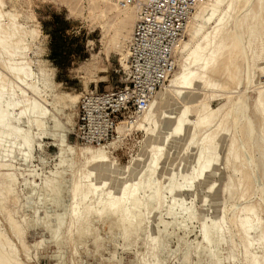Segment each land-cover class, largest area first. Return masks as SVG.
<instances>
[{
  "label": "rangeland",
  "instance_id": "1",
  "mask_svg": "<svg viewBox=\"0 0 264 264\" xmlns=\"http://www.w3.org/2000/svg\"><path fill=\"white\" fill-rule=\"evenodd\" d=\"M236 1L239 2L206 0L213 14L208 13L203 21L197 20L199 25L182 39L184 43L189 41L190 50L177 56V68L169 80L180 72L181 64L190 56L202 57L203 61L196 85L186 91L189 93L186 104L171 101L163 105L162 119L153 123L150 114L147 118L150 121L146 120L143 129H127L126 122L120 123L117 137L103 146L113 166L108 179L130 188L148 165L152 168L150 157L156 156L154 145L148 139L153 131H159L165 145L180 142L178 133H172V125L177 117L182 118L188 128L185 140L173 154L165 149L162 158L171 157L176 164L173 169L158 173L161 181L155 185L163 196L157 209L148 215L150 220L144 222V227L150 223L157 225L158 232H163V226L168 225L166 237L161 241L147 229L140 237L126 238L121 230L112 228L109 220L92 216L91 223L88 221L87 225L90 224L85 225L86 235L80 239L84 235L86 238L76 244L78 235L70 214L79 203L78 194H71L65 200L69 210L61 212L56 208L47 212L40 206L34 217L37 200L32 188L39 180L32 175L47 176L66 170L73 185H79L81 174L87 168L80 153L85 146L73 135L79 98L85 91L103 92L125 84L134 13L104 0L103 3L100 0H0L3 29L0 31V78L4 84L1 98L4 101L10 98L26 107L32 96L25 84L35 83L41 96L38 102L54 112L62 129L67 131V143L75 150L74 154L65 155V162L60 164L58 137L53 136L50 127H42L38 122L29 129L26 117L18 120L17 111L13 114L12 128L21 130V135L29 130L31 134L26 135H29L31 150L24 152L21 135L15 130H0V166L6 167L0 170V190L4 170L15 178L14 194L8 196L1 191L0 198L6 213L22 225L29 256L20 246L19 237L10 232L1 211L0 230L13 241L22 264H217L213 253L219 249L222 264H264V0H253L252 8L238 20L247 58L236 46L233 52L230 50L229 16L241 6ZM5 29H11L16 35L8 38ZM3 40L11 46L19 41L25 43L22 58L3 52ZM245 63L251 66L247 85L241 84ZM2 64L27 66L29 77L21 84ZM245 90L250 109L246 115L254 123V139L247 137L243 129L232 128L231 105L239 103L238 94ZM237 149L241 151L240 157L236 156ZM246 156L252 163H248ZM134 164L138 165L134 168ZM170 177L172 183L170 180L166 183ZM170 189H174L173 197L169 195ZM99 191L94 202L99 200ZM61 213L66 215V222L51 239L49 228L53 231L59 227L56 217ZM204 224L213 233L216 232L214 225L222 232L214 239L211 251L202 242ZM183 225L185 229L180 231ZM40 243L42 246L36 247Z\"/></svg>",
  "mask_w": 264,
  "mask_h": 264
},
{
  "label": "bare ground",
  "instance_id": "2",
  "mask_svg": "<svg viewBox=\"0 0 264 264\" xmlns=\"http://www.w3.org/2000/svg\"><path fill=\"white\" fill-rule=\"evenodd\" d=\"M100 2L103 3V0L102 1L100 0ZM104 2H105V0H104ZM106 3H108V2H106ZM238 3H240V5H241L240 8H238V9L236 8L233 12H231V14L229 16V24H230L229 28H230V31L232 33L231 41L229 39L230 50L233 52L235 50V48L238 47L239 52L242 54V56L247 58V56H246L247 51L245 48V43H244V39H243L241 27H240L241 23L239 24L238 20H239L240 16H242L244 13H247L252 8L253 0H239V2H237V4ZM124 9H128V10L133 11L134 23H135L136 9L134 7H128V8H124ZM208 13L213 14V9L209 8L208 3H206V0H204L201 4H199L197 6L195 13L190 18L188 25H187V28H186V33L189 32L190 30H192L194 26L199 25L198 21H203V19L206 18L205 16H207ZM243 21H244V19H243ZM134 23H133V25H134ZM242 23H244V22H242ZM6 27L8 28L7 25H6ZM132 28H133V26H132ZM1 30L3 31V29L0 25V31ZM10 30H8V29L4 30V32H6L5 35H7L8 38H11V37L16 35L14 31H10ZM131 32H132V30H131ZM226 32H228V31H226ZM130 36H131V34H130ZM191 39H193V36H191ZM15 40H17V39H15ZM188 42L184 43V41H182L180 43V45L175 49L176 68H177V56L181 57L182 53L187 52V51L189 52V50H190V45L188 44ZM252 42H254V41H252ZM198 43H199V41H198ZM2 44H3V47H2L3 52L10 54L12 57L13 56L18 57L19 59L22 58L23 51L25 49L23 44H25V43L22 44L19 41L16 44L13 43L14 45L11 46L8 44V42L3 40ZM223 44H224V42H223ZM248 46H251V45H248ZM252 56H254V54ZM256 57H257V55H256ZM257 58H259V57H257ZM263 60H264V58H263ZM244 61H245V59H244ZM202 62H203L202 57L190 56L186 63L181 64L180 72L177 75H175V77L173 79L169 80V83L167 86H165L163 88L161 87L162 89L160 88L155 93V95H154L152 101H150L147 109L140 116H138L137 119H134L131 123H127L126 128L127 129H131V128L143 129L144 124H145V122H146V120L150 114H151V119H152L153 123L156 122V120H161L162 119L161 107L163 105L171 102V101H176L177 103H179L181 105H185L186 104V98L189 97V93H187L186 91H191L192 88L196 85V82L198 80V77H197L198 71L202 65ZM245 62H247V59ZM249 62H251V61H249ZM245 65L246 66H245L244 71H243V79L241 82V84H243V85L249 84L248 82H249V79L251 78V77H249L251 66H249L246 63H245ZM0 66H1V64H0ZM2 66L4 67V69H6L11 74V76L15 80H17L21 84L25 83V81L29 77V71L27 69V66L13 65V66L8 67L5 64L4 65L2 64ZM211 68H212V66H211ZM258 70H259V68H258ZM175 71H176V69H175ZM6 81H7V79H6ZM34 84L35 83H33V82H31L29 84H27V83L25 84L26 90L32 96V99L30 102H28L29 104L26 107H22V106H19L20 104L18 101H10V98L8 101L7 100L4 101L5 99L3 100L1 98L3 96L2 92L4 90V84H3L2 79L0 78V130L1 131H10L12 129V130H15L16 133L21 135V133H20V132H22L21 130L12 128V125L14 123L13 122L14 111L18 112V114L16 116L18 118V120L23 118V117H26V122H27V125L29 126V129L32 128V125L34 123H38V122L42 127L43 126H49L50 131L52 132L53 136L56 135V137H58V140H56V143H57V146L59 147V151H60L58 159L60 160V164H61V163L65 162V159H66L65 155L74 154V152H75L74 147L70 146L67 143V141H66L67 131L65 129H62L61 125L58 122L59 120H57L56 115L53 114L54 112L53 111L50 112L49 110H47L45 107H43L38 102V100L41 96L38 94L37 89L35 88ZM246 90H248V89H246ZM246 90L244 93L238 94V98L240 100V101L238 100L239 103L236 101L235 106L233 104L231 105V116L230 117L232 118V128L234 129V131H238L239 129H243L246 136L251 138L255 134V130H254L255 127L253 128L254 123L252 124L251 120L247 116L248 114L246 115V112L249 109L248 96H247V94H245ZM257 93L259 94V92H257ZM262 98H264V97H262ZM25 101H27V100H25ZM260 102H262V101H260ZM24 106H25V104H24ZM253 114H255V113H253ZM262 114H264V113H262ZM253 117H254V115H253ZM260 118H261V116H260ZM147 121L149 122L150 120H147ZM23 122H22V124H23ZM23 128H24V126H23ZM262 129H264V128H262ZM262 129H261V131H262ZM187 130H188V128L186 125H184L182 118L177 117V119H175V121L173 122V125H172V133H174V134L178 133L180 142H178V141L169 142L170 145H169V143L168 144L166 143L167 145L164 144V142L161 140L162 137L160 138V133L158 130L153 131L152 136L150 137V139H148V141L149 142L151 141V143L154 145V155L156 156L155 158L150 157V163L149 164L152 165V168H150L148 165V167H146V171H144L142 173V175L136 176V178L134 179V183L131 184L130 188H125L120 181H117V180L116 181H110L108 179V178H110V175L112 173L113 166L109 162L108 157H107V153H106V149L103 146H100V147L85 146L82 149H80L81 156H82L84 163L86 164L87 168L83 170V173L81 174V179L78 183L79 184L78 186L73 185L71 176L68 174V171H66V170H63L60 172L54 171V172H51L47 176H43V175H39V174L38 175L33 174L32 177H34V178L36 177L37 180H39V183H36V184L34 183V186H33L34 188H32L33 189L32 191L35 194L34 196L36 197V200H37V203H35V206L33 208V213H32L33 216L35 217L37 215V212H39L40 206L42 208L46 209L47 212H48V209H56V208H59L58 210H60V211L61 210L65 211L66 209L69 210L70 206H67L65 204L66 203L65 200L68 197L70 198L71 194L74 195L76 193V194H78V197H79V203L76 205L75 209L71 211V214H70L72 216V218L74 219V222H75L74 227L76 230V234L78 235L77 236L78 239L76 240L78 242H76V244L77 243L79 244V242H81L80 240H83L86 238L85 237L86 233L84 232V231H86L85 225H87L88 221L90 222V220H91L90 217L93 218L92 216H96L98 218L100 217L102 219L104 218L105 220L106 219L109 220V222L112 224V228L113 227L116 228L115 230L119 229L118 231L121 230L123 233L122 235L126 238H128V237L131 238V236H133L135 238H137L136 236L140 237L143 235V230L150 229L152 235H155V234L158 235L159 239L161 241H163L162 239L164 237H166V235H167L168 225L165 224L163 226V232H158V226L157 225H155V224L152 225L150 223L148 225V227L147 226L144 227V225H145L144 222H145V219H147V221L150 220V219H148V215L150 213H152L153 210L157 209V206L161 202V199L163 196V194L160 193V191L157 189L158 186L155 185L156 183L159 184V182L161 181V178L159 176L160 174H158V173L160 171H164L166 169H170V168L173 169L175 167V164H176V161L174 159L170 160L171 157L165 156L166 158H162V155H163L164 151H166L165 150L166 148H168V151L172 152V154L174 152H176L177 148L185 140ZM24 133L31 134V133H29V130L24 131ZM26 134L20 136L22 138L21 139V141H22L21 146H22L24 152H26L27 150L29 151V149H30V143H29V137H28L29 135H26ZM251 139H254V137ZM261 140H263V139H261ZM240 146H242V145H240ZM241 149H243V148H241ZM240 154H241V151L239 149H237V155L236 156L240 157ZM246 158H247L248 163H249V161L251 162V158H249L247 156H246ZM137 165L138 164H134L133 167L135 168ZM5 168H6L5 166H0V170H3ZM4 171L1 174V180L3 181V189H1L0 192L2 191L5 195L12 196L14 194V190L12 189L14 187L13 186V183H14L13 179H15V178L13 177V175L8 173L7 170H4ZM165 173L167 175V171ZM30 175L31 174H29V176ZM108 180H109V183H107ZM169 180L172 183L173 180H171V177L168 178L165 182L167 183V182H169ZM70 182H71V185H69ZM15 185H16V183H15ZM190 185L187 184V187H190ZM98 190H100L99 191L100 192L99 200L97 202H94L93 199H94V196L96 195V192ZM141 194L143 196H140ZM173 194H174V189H170L169 195H171V197H173ZM74 196H76V195H74ZM4 206L5 205L2 202V199L0 198V207H1L0 209H2L0 211H1V213L4 214V216L6 218L5 221L9 227V230L12 233V235L16 234L19 237V244L23 248L24 253L28 255L30 249H28L26 247L25 240H24L25 232L22 228V225L20 224V222L18 223L17 221H14L15 219L12 218V215H10L8 211H7L8 214L6 213V211L4 210ZM142 209H144L146 213H143ZM43 211H45V210H43ZM53 211H55V210H53ZM47 212L45 213L46 218H47ZM61 214H58V216H59L58 218L56 217L59 227H57L53 231H52V228L48 227L49 229H51L50 233H49L50 230L45 229L50 234L51 239H54L59 234L61 228L64 226V223L66 222V219H65L66 215L65 214L61 215ZM35 221H37V220L35 219ZM212 227H213V229H215L214 230V231H216L215 233H213V231L210 230V226L208 224H204L202 227V231H201L202 242L204 243V245H206L207 249H209L210 251L212 250V245L214 243V239L218 238L222 233L220 228L217 225H214ZM86 229H88V228H86ZM184 229H185L184 225L179 228L180 231H183ZM84 233H85V235H84L83 239H80V238H82ZM88 233H89V231L87 232V235H88ZM12 242L13 241H11L10 238H8V236L4 235V233H2V231L0 230V264H22L18 260V257L16 256V252H15V249L13 248ZM160 244L163 245L164 243L160 242ZM40 246H42L41 243L36 245V247H40ZM209 254H211V252H209ZM213 255H215V257H216V260H217L216 263L222 264V258L220 257V255H221L220 249L217 252H214Z\"/></svg>",
  "mask_w": 264,
  "mask_h": 264
},
{
  "label": "built area",
  "instance_id": "3",
  "mask_svg": "<svg viewBox=\"0 0 264 264\" xmlns=\"http://www.w3.org/2000/svg\"><path fill=\"white\" fill-rule=\"evenodd\" d=\"M120 9L134 7L136 20L127 47L123 86L85 91L78 102L74 137L100 147L117 137L120 123H131L173 76L175 49L188 22L204 0H105Z\"/></svg>",
  "mask_w": 264,
  "mask_h": 264
}]
</instances>
